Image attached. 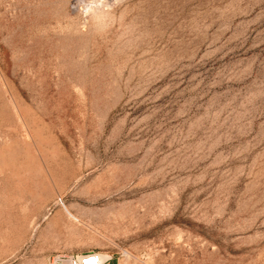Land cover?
I'll return each instance as SVG.
<instances>
[{
    "label": "rangeland",
    "instance_id": "rangeland-1",
    "mask_svg": "<svg viewBox=\"0 0 264 264\" xmlns=\"http://www.w3.org/2000/svg\"><path fill=\"white\" fill-rule=\"evenodd\" d=\"M264 264V0H0V264Z\"/></svg>",
    "mask_w": 264,
    "mask_h": 264
},
{
    "label": "built area",
    "instance_id": "built-area-1",
    "mask_svg": "<svg viewBox=\"0 0 264 264\" xmlns=\"http://www.w3.org/2000/svg\"><path fill=\"white\" fill-rule=\"evenodd\" d=\"M100 256L101 255L98 253L93 252L83 255L79 259L71 258L68 264H89V262H92V264H103V262H101Z\"/></svg>",
    "mask_w": 264,
    "mask_h": 264
},
{
    "label": "bare ground",
    "instance_id": "bare-ground-1",
    "mask_svg": "<svg viewBox=\"0 0 264 264\" xmlns=\"http://www.w3.org/2000/svg\"><path fill=\"white\" fill-rule=\"evenodd\" d=\"M101 262L105 261L108 259V256L101 255L100 256Z\"/></svg>",
    "mask_w": 264,
    "mask_h": 264
},
{
    "label": "snow or ice",
    "instance_id": "snow-or-ice-1",
    "mask_svg": "<svg viewBox=\"0 0 264 264\" xmlns=\"http://www.w3.org/2000/svg\"><path fill=\"white\" fill-rule=\"evenodd\" d=\"M89 264H92V262H89Z\"/></svg>",
    "mask_w": 264,
    "mask_h": 264
}]
</instances>
